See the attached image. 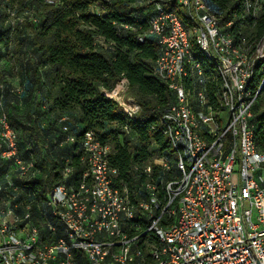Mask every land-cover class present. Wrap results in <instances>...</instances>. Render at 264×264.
Listing matches in <instances>:
<instances>
[{"label": "built area", "instance_id": "built-area-1", "mask_svg": "<svg viewBox=\"0 0 264 264\" xmlns=\"http://www.w3.org/2000/svg\"><path fill=\"white\" fill-rule=\"evenodd\" d=\"M210 1L141 2L151 11L138 40L157 45L153 76L173 95L151 110L149 130L174 156L157 152L158 171L146 166L133 192L116 185L114 149L92 131L78 141L87 170L74 182L70 155H54L77 142L68 117L54 120L49 138L20 149L0 82V264H264V153L251 123L264 38L254 49L243 37L235 43L237 14L222 24ZM236 2L244 20L264 0ZM195 48L214 73L204 72ZM118 86L104 95L134 120L142 108L124 98L125 80L111 92Z\"/></svg>", "mask_w": 264, "mask_h": 264}, {"label": "trees", "instance_id": "trees-1", "mask_svg": "<svg viewBox=\"0 0 264 264\" xmlns=\"http://www.w3.org/2000/svg\"><path fill=\"white\" fill-rule=\"evenodd\" d=\"M143 1L0 0V82L8 87L4 102L10 124L19 134L20 149L30 140L43 142L52 134L54 120L68 117L77 142L65 150H55L54 155H70L74 182L87 170L80 161L78 145L86 131H92L101 143L114 149L111 164L118 173L116 185L130 192L145 181L146 166L158 171L152 164L157 152L173 160V150L166 139L149 130L154 121L151 110L164 109L173 95L153 76L157 45L149 37L144 42L138 40L147 31L151 11ZM210 3L221 12L222 24L237 14L235 26L230 29L235 43L243 37L254 49L262 41L264 2L254 17L244 20L241 2ZM95 6L99 7L98 13L93 10ZM11 15L19 22L12 24ZM22 28L31 30L33 36L22 40V47L29 40L30 47L20 50L22 56L15 62L7 47L14 36L19 37L17 33ZM195 58L206 74L214 73L197 48ZM15 78L20 81L17 86L10 83ZM121 80L127 82L129 95L142 108L134 120H129L118 104L104 95ZM261 84L251 123L257 150L264 153V59L255 64L251 89L256 91ZM14 88L22 92H12ZM43 161L59 167V161Z\"/></svg>", "mask_w": 264, "mask_h": 264}, {"label": "rangeland", "instance_id": "rangeland-1", "mask_svg": "<svg viewBox=\"0 0 264 264\" xmlns=\"http://www.w3.org/2000/svg\"><path fill=\"white\" fill-rule=\"evenodd\" d=\"M93 10H94L95 13H98L99 12L98 11L99 10V7L95 6L93 8ZM22 18H23V16L18 17V19H20V20H22ZM10 19H11L12 24H15L16 22H19L17 20V18L15 16H13V15L10 16ZM17 34L19 35V37H15L14 36L13 39H12V41H11V43L8 44L9 46L7 47V48H10L9 51H12L13 52L15 62H17L18 59L22 56V54L20 53V50L23 51V48H25L24 51H27L28 48L30 47V40L28 42H26L23 47H22V43H24V42L22 40H25V38L31 39L32 36H33V33L31 32V30L24 29V28L19 29ZM7 48H4V51L6 53H8L7 52L8 51ZM17 78H15L14 80L10 81V83L13 84V85H15V86H17L18 84H20V81L17 80ZM124 98L125 99H130V100L134 99L131 95H129V92L128 91L126 92V94H124ZM39 101H40V98H39ZM54 115H55V113H54ZM131 137H133V136H131ZM43 162H46V161H43ZM233 181L234 182L237 181L236 180V177L233 178Z\"/></svg>", "mask_w": 264, "mask_h": 264}, {"label": "bare ground", "instance_id": "bare-ground-1", "mask_svg": "<svg viewBox=\"0 0 264 264\" xmlns=\"http://www.w3.org/2000/svg\"><path fill=\"white\" fill-rule=\"evenodd\" d=\"M118 89H119V86L117 87V89L114 92H109V94H111V96H115L117 91H118Z\"/></svg>", "mask_w": 264, "mask_h": 264}, {"label": "water", "instance_id": "water-1", "mask_svg": "<svg viewBox=\"0 0 264 264\" xmlns=\"http://www.w3.org/2000/svg\"><path fill=\"white\" fill-rule=\"evenodd\" d=\"M261 87H262V84H261V86H260V89H261ZM260 89H259V90H260Z\"/></svg>", "mask_w": 264, "mask_h": 264}]
</instances>
